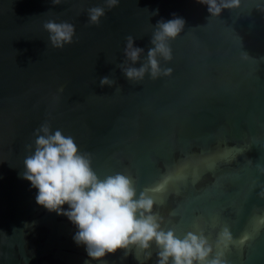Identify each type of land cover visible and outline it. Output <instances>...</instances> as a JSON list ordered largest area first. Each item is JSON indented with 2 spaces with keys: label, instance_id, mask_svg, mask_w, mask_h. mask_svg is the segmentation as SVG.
Segmentation results:
<instances>
[{
  "label": "water",
  "instance_id": "1",
  "mask_svg": "<svg viewBox=\"0 0 264 264\" xmlns=\"http://www.w3.org/2000/svg\"><path fill=\"white\" fill-rule=\"evenodd\" d=\"M60 2L0 0V264L158 261L154 242L92 260L73 240L76 226L36 203L22 174L45 122L90 155L101 179L121 173L138 193L153 189L162 228L202 232L208 259L223 252L226 264H264V0L218 16L197 0ZM97 6L105 15L91 24ZM173 14L185 25L167 41L171 59L157 56L170 74L128 80L118 65L147 63L157 21ZM49 20L73 24V42L54 48ZM129 35L144 49L134 65ZM104 76L116 83L102 87ZM224 227L227 248L217 245Z\"/></svg>",
  "mask_w": 264,
  "mask_h": 264
},
{
  "label": "clouds",
  "instance_id": "2",
  "mask_svg": "<svg viewBox=\"0 0 264 264\" xmlns=\"http://www.w3.org/2000/svg\"><path fill=\"white\" fill-rule=\"evenodd\" d=\"M207 6L210 15L218 16L224 9L240 6V0H197ZM53 4L61 3L52 0ZM107 9L119 4V0H104ZM260 10L264 11V7ZM89 23L99 24L105 15V7H91L88 10ZM158 10L153 14H157ZM159 20L152 34L147 51V63L139 67L118 65L128 80H141L148 73L155 79L161 74L168 75L171 69H162L157 56L171 59V49L167 41L174 39L185 25L182 17ZM49 40L54 48H63L73 42L75 28L68 22L57 23L49 20L44 23ZM142 47L136 46L134 38L127 37L124 55L134 65L140 60ZM116 82L109 76L100 79V85L112 86ZM63 91V89H60ZM42 133V134H41ZM35 149L24 160L23 178L37 189L36 203L49 212L64 215L77 231L73 240L83 245L92 260H100L107 254L135 245L147 250L154 242L157 264H226L224 253L218 252L215 258L208 259L212 246L201 232L189 231L183 238L174 230H164L162 218L153 213L154 199L149 194L153 189L137 192L133 181L126 175L117 173L101 179L92 168L91 157L81 153L71 136H64L61 130L51 131L48 122L36 129ZM32 145H27L29 150ZM64 205H68L65 209ZM246 237L241 238V243ZM233 242V237L224 227L219 233L217 245L225 248ZM151 253H149L150 257ZM85 264H88L86 261Z\"/></svg>",
  "mask_w": 264,
  "mask_h": 264
}]
</instances>
